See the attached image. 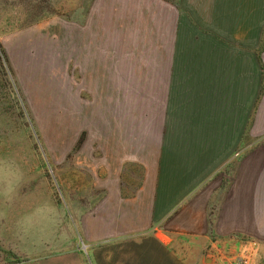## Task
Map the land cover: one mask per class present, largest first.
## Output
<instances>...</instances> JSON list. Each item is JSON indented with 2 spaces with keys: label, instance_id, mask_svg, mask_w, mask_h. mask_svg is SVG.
I'll return each instance as SVG.
<instances>
[{
  "label": "rangeland",
  "instance_id": "obj_1",
  "mask_svg": "<svg viewBox=\"0 0 264 264\" xmlns=\"http://www.w3.org/2000/svg\"><path fill=\"white\" fill-rule=\"evenodd\" d=\"M184 5L0 0V264H144L138 193L194 128L208 143L213 86L247 49ZM229 243L219 264H264V233Z\"/></svg>",
  "mask_w": 264,
  "mask_h": 264
},
{
  "label": "crops",
  "instance_id": "obj_2",
  "mask_svg": "<svg viewBox=\"0 0 264 264\" xmlns=\"http://www.w3.org/2000/svg\"><path fill=\"white\" fill-rule=\"evenodd\" d=\"M181 1L201 10V24L247 49L213 86L208 143L194 128L175 157L163 156L161 176L150 193H138L135 209L150 212L157 226L144 264H219L233 250L226 244L232 234L264 233V0Z\"/></svg>",
  "mask_w": 264,
  "mask_h": 264
},
{
  "label": "built area",
  "instance_id": "obj_3",
  "mask_svg": "<svg viewBox=\"0 0 264 264\" xmlns=\"http://www.w3.org/2000/svg\"><path fill=\"white\" fill-rule=\"evenodd\" d=\"M252 255L247 250H242L240 254L234 258V264H251Z\"/></svg>",
  "mask_w": 264,
  "mask_h": 264
}]
</instances>
